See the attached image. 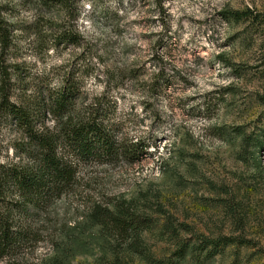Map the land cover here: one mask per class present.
<instances>
[{
  "label": "rangeland",
  "instance_id": "1",
  "mask_svg": "<svg viewBox=\"0 0 264 264\" xmlns=\"http://www.w3.org/2000/svg\"><path fill=\"white\" fill-rule=\"evenodd\" d=\"M0 6L11 33L6 62L18 75L12 99L70 81L77 108L108 102L117 137L138 151L76 162L73 186L30 214V240L0 264H147L174 254L182 264H264V143L256 148L253 137L264 115V0ZM227 9L250 17L227 18ZM19 139L13 124L0 126V162L19 160ZM119 204L147 220L133 243L94 213ZM223 235L251 244L210 257L195 249L197 237Z\"/></svg>",
  "mask_w": 264,
  "mask_h": 264
},
{
  "label": "trees",
  "instance_id": "2",
  "mask_svg": "<svg viewBox=\"0 0 264 264\" xmlns=\"http://www.w3.org/2000/svg\"><path fill=\"white\" fill-rule=\"evenodd\" d=\"M2 12L0 6V126L13 124L20 132L14 145L19 160L0 162V257H5L30 240L33 232L28 223L30 214L73 186L76 162L109 163L134 157L138 151L136 142L117 137L118 125L113 115H109L108 102L97 100L87 109L77 108L79 89L70 81L45 92L41 88L33 96L22 91L19 95L22 98L12 99L18 75L6 62L11 33ZM224 15L236 21L250 17L249 10L227 9ZM156 80L160 87L168 84L161 74ZM48 114L56 119L52 127L45 121ZM253 137L254 146L262 147L264 115L262 126ZM115 208V212L94 210L98 224L119 235L129 231L130 243L135 242L137 231L147 220L125 204ZM197 240L195 249L208 257L230 244H251L248 239L232 235L197 237ZM183 258L174 254L147 264H182Z\"/></svg>",
  "mask_w": 264,
  "mask_h": 264
}]
</instances>
